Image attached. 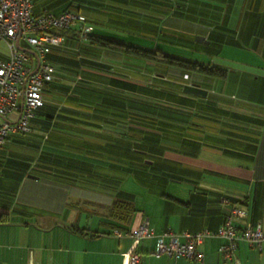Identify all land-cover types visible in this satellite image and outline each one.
Here are the masks:
<instances>
[{
  "label": "crops",
  "instance_id": "obj_1",
  "mask_svg": "<svg viewBox=\"0 0 264 264\" xmlns=\"http://www.w3.org/2000/svg\"><path fill=\"white\" fill-rule=\"evenodd\" d=\"M68 2L37 0L35 5L38 12L60 13ZM77 2L70 9L81 10L99 36L173 54L179 49L192 59L205 54L200 61L223 66L228 73L210 82L194 76L195 86L181 91L162 77L176 69L101 51L73 39L70 31L60 52L80 46L88 65H62L66 75L45 87L46 106L38 110L40 119L33 120L34 133H13L0 157V264H124L133 241L115 236L114 230L134 232L147 218L157 233H216L233 206L247 214L234 218L237 228L252 222L264 229V0ZM6 56L0 50V58ZM84 70L88 77L82 81L103 92L142 98L138 89L130 92L106 80L143 86L156 76L158 91L190 98L184 106L170 100L168 105L191 113L184 126L196 128L191 134L199 148L193 140L170 137L162 157L153 156L149 167L139 165L143 158L138 154L129 161L127 135L115 128L134 126L131 121L66 103L65 94L76 89L77 75ZM43 114L54 115L55 121ZM53 130L78 146L55 145L54 138L47 139ZM110 143L118 144V150H97ZM117 201L134 204L130 219L112 216ZM223 243L217 236L206 238L199 246L203 262L156 258L155 239L140 241L137 249L140 264H264V250L246 242L238 244L234 260H224L219 252Z\"/></svg>",
  "mask_w": 264,
  "mask_h": 264
},
{
  "label": "built area",
  "instance_id": "obj_2",
  "mask_svg": "<svg viewBox=\"0 0 264 264\" xmlns=\"http://www.w3.org/2000/svg\"><path fill=\"white\" fill-rule=\"evenodd\" d=\"M77 28L82 38L93 32V27L80 13L66 10L55 14L49 11L36 12L34 0H0V43L7 46V56L0 58V149L7 142L10 132H30L36 111L45 106L44 90L57 77H64L47 55L63 48L67 36L58 31ZM31 48L37 57L26 51ZM81 77H79L80 79ZM188 79V76H185ZM224 202H228L226 199ZM246 211L233 206L225 215L218 232L205 230L196 234H178L173 231L157 233L145 218L134 232L114 230L117 237H129L133 244L125 257L124 264H140L142 256L137 249L140 241L156 240L153 255L156 258L185 257L203 262L204 253L199 249L208 237L217 236L224 240L219 252L224 260H234L240 242L264 250V229L260 224L248 222L237 228L234 218H244Z\"/></svg>",
  "mask_w": 264,
  "mask_h": 264
},
{
  "label": "trees",
  "instance_id": "obj_3",
  "mask_svg": "<svg viewBox=\"0 0 264 264\" xmlns=\"http://www.w3.org/2000/svg\"><path fill=\"white\" fill-rule=\"evenodd\" d=\"M37 0H34L36 4ZM41 1V0H38ZM45 2H49L48 0H44ZM69 1L66 5V10H71L70 8L74 7L75 3L80 0H67ZM86 1V0H84ZM79 4V3H78ZM78 7V6H77ZM36 12V5H35ZM72 11V10H71ZM75 11V12H80ZM52 12V11H49ZM63 12V11H62ZM40 13V12H38ZM54 13V12H52ZM61 13V12H60ZM81 13V12H80ZM58 14V13H55ZM87 19V18H86ZM88 21V19H87ZM89 23V21H88ZM90 24V23H89ZM94 29V28H93ZM73 39H76L80 43H85L88 45L95 46L101 51L109 52L112 54H119L121 56L134 58L141 61H149L156 64H159L163 67H169L176 69L177 72L175 74H167L163 75L165 82L176 84L177 87L181 91L187 90L190 87H194V76H205L209 82L213 79H221L227 76V68L223 66H218L213 63L200 61L198 59H192L185 56L167 53L162 50L156 49H148L139 47L124 41H119L115 39L105 38L93 32L87 36L86 38H82L80 32L77 28L73 30ZM70 31H58L55 30L54 32H60L65 34L66 36ZM48 60L55 64L62 72L65 73L62 65L71 64L76 68H80L83 65H88L84 61L83 52L80 46L76 49L68 53H61L59 49H55L47 55ZM82 68V67H81ZM110 71V68H109ZM162 75V74H160ZM185 76L189 78L186 79ZM79 77H81L79 79ZM88 77L87 72L82 71V75H77V81L79 85L73 92H67L66 96V103L78 104L86 107L93 106L100 114H111V115H122L129 121H131L132 125L134 126H127L126 129L120 128V126H116L118 131H123V134L127 135V151L129 153L128 160L135 161L133 156L138 154V157L143 158V162L139 165L144 167H149L153 162V156H157L159 158L162 157L164 151L167 149V141L168 138H175L177 141L183 140H193V146L198 147V139L192 136L191 130L196 129L193 126H184L185 123H188L191 118V113L182 109V108H174L169 106L170 101H176L179 103L180 106H184L190 104V98L183 96V95H175V94H167L166 91L156 89L153 87L155 84V80L159 77L154 76L151 78L149 83L145 85H138L135 83L123 82L119 80H110L107 79L106 82L111 84L115 87L122 88L124 90H128L130 92L136 91L138 89L139 94L142 98H136L133 96L122 95L119 93H111L110 91H104L99 89H92L93 87L88 85L84 82V78ZM56 79V78H55ZM84 80V81H82ZM55 81V80H54ZM53 82L48 83L46 86L53 84ZM55 84V83H54ZM172 84V85H173ZM45 96V95H44ZM153 98H158L160 101H152ZM108 104L113 105L116 107H120L122 109H128L126 113L118 112V111H109L100 109L96 104ZM46 106V104H45ZM45 106L41 107L44 108ZM39 108V109H41ZM38 109V110H39ZM36 111V115L33 120L36 118L37 120L40 119L42 116L39 111ZM54 114V112H53ZM46 120H54V115L43 114ZM32 120V130L30 132H10L7 142L2 148L0 149V157L2 153H6L8 150V144L10 142L11 136L13 133L18 134L20 137H27L31 136L34 133V122ZM68 121V120H67ZM58 123L57 121L54 122ZM138 125V126H136ZM64 125H60L62 128ZM69 130L68 132H72L71 125H66ZM65 127V126H64ZM60 129V128H57ZM38 136L37 134H34ZM62 133H58L55 130L51 131L47 137L49 141L53 139V143L58 145L59 147H66V149L71 150L73 146H78V142L73 141L70 137L66 135H62ZM59 138H56L58 137ZM42 137V136H41ZM61 139V141H60ZM181 145L185 143L183 141L178 142ZM118 144L110 143L103 148H100V145H97L99 149L104 150H118ZM38 146V145H37ZM140 153V154H139ZM131 154V155H130ZM144 154V156H143ZM135 212L134 204L129 201H117L111 209V214L113 217L117 219L127 220L130 219L132 214Z\"/></svg>",
  "mask_w": 264,
  "mask_h": 264
},
{
  "label": "rangeland",
  "instance_id": "obj_4",
  "mask_svg": "<svg viewBox=\"0 0 264 264\" xmlns=\"http://www.w3.org/2000/svg\"><path fill=\"white\" fill-rule=\"evenodd\" d=\"M50 3H55L56 0H48ZM212 48V47H211ZM0 50L3 52V53H7L8 49H7V46L5 43H0ZM179 49L175 50L174 53H176L177 55H184L182 54V50L178 51ZM197 56H195L196 58L195 59H198V60H202L204 59L203 56L205 57V54H203V56H199L200 54H196ZM59 99L56 97V101H58ZM116 129V128H115ZM134 182V181H133Z\"/></svg>",
  "mask_w": 264,
  "mask_h": 264
},
{
  "label": "water",
  "instance_id": "obj_5",
  "mask_svg": "<svg viewBox=\"0 0 264 264\" xmlns=\"http://www.w3.org/2000/svg\"><path fill=\"white\" fill-rule=\"evenodd\" d=\"M197 39H198L199 41H205V37H204V36H198ZM26 51H28L29 53H31V54H33L34 56L37 57V53H36L35 51L30 50V49H26Z\"/></svg>",
  "mask_w": 264,
  "mask_h": 264
},
{
  "label": "bare ground",
  "instance_id": "obj_6",
  "mask_svg": "<svg viewBox=\"0 0 264 264\" xmlns=\"http://www.w3.org/2000/svg\"><path fill=\"white\" fill-rule=\"evenodd\" d=\"M207 39V38H206Z\"/></svg>",
  "mask_w": 264,
  "mask_h": 264
}]
</instances>
